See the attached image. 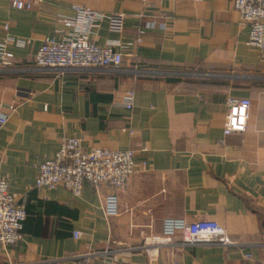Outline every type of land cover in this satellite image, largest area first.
I'll list each match as a JSON object with an SVG mask.
<instances>
[{"label": "crops", "instance_id": "1", "mask_svg": "<svg viewBox=\"0 0 264 264\" xmlns=\"http://www.w3.org/2000/svg\"><path fill=\"white\" fill-rule=\"evenodd\" d=\"M78 5L104 15L89 38L122 51L121 69L35 67L47 37H71L61 17ZM250 30L233 0H40L32 9L0 0V43L11 37L13 54L11 68L0 66V178L27 211L22 241L0 244V264H150L140 246L167 217L216 220L235 244L177 239L152 264H264V49L249 44ZM230 97L252 104L246 130L225 135ZM66 135L86 149L136 151L117 216L105 215L107 186L85 183L79 197L35 188Z\"/></svg>", "mask_w": 264, "mask_h": 264}, {"label": "built area", "instance_id": "2", "mask_svg": "<svg viewBox=\"0 0 264 264\" xmlns=\"http://www.w3.org/2000/svg\"><path fill=\"white\" fill-rule=\"evenodd\" d=\"M40 0H11L16 9H32ZM233 6L242 19L250 24L249 44L264 49V0H233ZM104 17L102 13L90 7L76 6L74 16L61 17L68 26L75 28L71 37L58 39L47 37L39 47L35 56L37 69H57L67 71L73 69L119 70L124 64L122 51L115 49L114 44L101 46L89 38V32ZM123 14L110 17L115 29L122 28ZM9 25L5 24V29ZM11 37L0 43V66L11 68L13 54L7 50ZM30 39L20 41L27 45ZM134 91L127 95V106H132ZM252 101L248 97H230L223 132L225 135L243 133L248 125V117ZM0 125L8 120V115L1 111ZM15 109L13 104L9 105ZM145 165L146 162L144 161ZM137 169L136 151L133 149L111 150L107 148L86 149L82 139L66 135L59 149L52 158L45 159L39 165V173L35 180V188L54 189L62 186L75 197L82 193L85 183L92 185L97 191L107 186L111 191L105 195L104 212L108 218L119 213V193L127 187L128 180ZM27 217L24 203L18 201L10 192L7 180L0 178V244L16 245L23 239V222ZM79 238L80 232L75 231ZM181 239L183 245L219 243L225 246L235 244L227 229L216 220L202 219L187 222L183 218L167 217L163 220L162 232L144 235L140 246L152 264L165 246H172L175 240ZM111 264V263H103Z\"/></svg>", "mask_w": 264, "mask_h": 264}]
</instances>
